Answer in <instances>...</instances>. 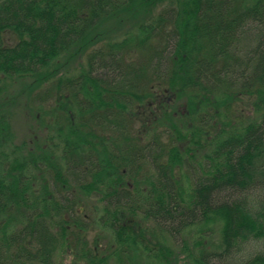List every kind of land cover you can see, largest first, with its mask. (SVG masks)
Masks as SVG:
<instances>
[{
	"label": "trees",
	"instance_id": "trees-1",
	"mask_svg": "<svg viewBox=\"0 0 264 264\" xmlns=\"http://www.w3.org/2000/svg\"><path fill=\"white\" fill-rule=\"evenodd\" d=\"M9 81L49 134L0 105V264H264V0H0Z\"/></svg>",
	"mask_w": 264,
	"mask_h": 264
},
{
	"label": "rangeland",
	"instance_id": "rangeland-1",
	"mask_svg": "<svg viewBox=\"0 0 264 264\" xmlns=\"http://www.w3.org/2000/svg\"><path fill=\"white\" fill-rule=\"evenodd\" d=\"M159 10H161V8L156 10V12ZM136 13L138 12L133 10L130 13V15L125 18V22L124 20H120V25L114 26L115 27V29H113L114 32H116V30L118 32L115 35L116 38L122 39L126 37L125 35L126 33H131L135 31L134 30L135 26L139 24L137 20L135 19ZM115 22L117 23L118 21H115ZM7 39L12 40L14 39V36H12V34L9 33L7 34ZM24 82L18 81V82L12 83L9 81L8 83H6V89H4L0 93V105L3 104L4 106L3 110L5 114L7 115L6 116L7 123H10L11 125L10 135L8 136L9 139H11V141L8 142V144L10 145L11 143H14L18 145L24 140H27L29 142L31 141V146L33 145L35 146L36 143H34V139L44 141L45 136L49 134V128L47 129H45L44 127L39 128V125H38L39 115H35L36 113H34V111L30 112L29 108L26 107V104L28 103L27 97H28V91H29L26 89L32 88L33 86L35 87L36 85L33 84L32 81H24ZM3 83L4 82H2V84ZM32 91L37 92V87L32 88ZM244 102L246 103V105L243 106L242 104L241 107L244 110H251L252 107L248 99H245ZM246 106L248 108H246ZM55 152L56 154H60V152L58 151H55ZM201 155L202 154L198 155L199 159H201ZM189 233H191V231H187L186 235L189 236ZM99 234H101V236L104 238L107 237L106 240L102 241V243L107 244L108 237H109L108 232L102 228L95 227L89 230L88 233L86 234L87 240L90 246H94V241L97 237H99ZM198 237L199 235H196L195 239H197ZM195 239L193 236L192 243L195 241ZM206 240H207L208 248L213 251L216 250L217 246L220 243L219 242L220 237L218 233H213L212 235H209V237ZM165 243L169 245V248L172 251L171 256L169 257V264H189V260L187 259L186 253L180 247L182 243L178 244V242H174L172 240L165 241ZM259 243H264V240L261 242H257L256 245H259ZM251 246L253 247L255 246V244L252 243ZM145 258H146L145 256L139 257L138 258L140 260L139 264L140 263L141 264H159L158 260H153V259L148 260ZM63 264H81V263L78 261V256L77 257L72 256L68 258L66 261H64Z\"/></svg>",
	"mask_w": 264,
	"mask_h": 264
}]
</instances>
